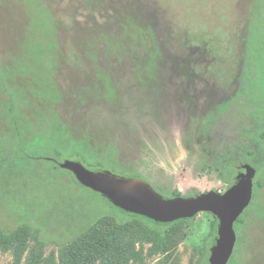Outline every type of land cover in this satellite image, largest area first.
<instances>
[{"label":"rangeland","instance_id":"obj_1","mask_svg":"<svg viewBox=\"0 0 264 264\" xmlns=\"http://www.w3.org/2000/svg\"><path fill=\"white\" fill-rule=\"evenodd\" d=\"M254 155L229 264H264V0H0V230L30 231L0 264H210L215 214L155 226L56 161L171 197L225 191Z\"/></svg>","mask_w":264,"mask_h":264},{"label":"water","instance_id":"obj_2","mask_svg":"<svg viewBox=\"0 0 264 264\" xmlns=\"http://www.w3.org/2000/svg\"><path fill=\"white\" fill-rule=\"evenodd\" d=\"M60 166L72 172L81 185L99 193L117 208L159 223L190 218L202 211L215 214L218 235L210 249V264H229L237 243L235 223L253 199L256 174L255 168L245 164L246 171L223 193L212 190L196 196L167 197L140 177L107 169L94 170L82 160L65 159Z\"/></svg>","mask_w":264,"mask_h":264},{"label":"trees","instance_id":"obj_3","mask_svg":"<svg viewBox=\"0 0 264 264\" xmlns=\"http://www.w3.org/2000/svg\"><path fill=\"white\" fill-rule=\"evenodd\" d=\"M56 156H61V157H69V156H66L64 153L58 151L57 152V155ZM80 158H82L83 156L78 154L77 155ZM28 157L32 160H35V162H38L37 160H39L36 156H32V155H28ZM43 159H47L46 157H42ZM56 167L60 170H63V171H66L68 172L72 178L75 180V182L84 187L83 185H81L76 177L74 176V174L72 172H70L69 170H66V169H63L61 166H60V163H58V161H56ZM92 169L94 170H103L104 167L103 165H99L97 164V166H93L91 167ZM86 188V187H84ZM89 192H90V196L94 198V196H100V194L94 192L93 190L89 189V188H86ZM78 208L77 210L78 211H83V213L89 209V203H88V200H86V198H81L78 200V202L75 203ZM112 208H114L116 210V212L120 213V214H123V215H131V216H136L142 220H145L149 223H151L152 225H155V226H172L174 225L175 223H177L178 221L176 222H171V223H166V224H163V223H158L150 218H147V217H144V216H141V215H135V214H132V213H129L123 209H117L116 207H114L113 205L109 204ZM30 234V231L27 227L23 226L21 228H18V229H15V230H11L9 231L8 233L5 232V231H2L0 230V243L6 245V246H14V252L15 254L18 256V257H22L23 253L25 252L26 248H27V237L28 235ZM233 258V257H232Z\"/></svg>","mask_w":264,"mask_h":264},{"label":"flooded vegetation","instance_id":"obj_4","mask_svg":"<svg viewBox=\"0 0 264 264\" xmlns=\"http://www.w3.org/2000/svg\"><path fill=\"white\" fill-rule=\"evenodd\" d=\"M249 155H252V153L251 152H249L248 153ZM252 158H253V162L252 163H246L245 161H243V160H241V163H240V165H238L237 167H236V174H235V176H234V178H233V181H232V183L227 187V189L236 181V179H237V177H238V175L239 174H241V173H243V172H245L246 171V169L244 168V165L245 164H250L251 166H253L255 169H256V171L258 172V170H259V167L258 166H256V162H258L259 161V159H258V157L256 156V155H254V157L252 156ZM226 189V190H227ZM225 190V191H226ZM225 191H223V192H225ZM223 192H221V193H223ZM254 193H255V183H254Z\"/></svg>","mask_w":264,"mask_h":264}]
</instances>
